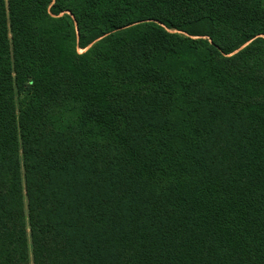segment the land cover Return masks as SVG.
Listing matches in <instances>:
<instances>
[{
  "label": "trees",
  "instance_id": "obj_1",
  "mask_svg": "<svg viewBox=\"0 0 264 264\" xmlns=\"http://www.w3.org/2000/svg\"><path fill=\"white\" fill-rule=\"evenodd\" d=\"M0 264H264V0H0Z\"/></svg>",
  "mask_w": 264,
  "mask_h": 264
}]
</instances>
